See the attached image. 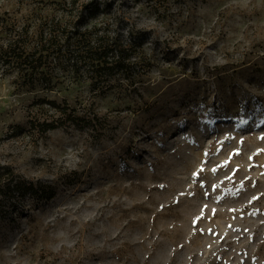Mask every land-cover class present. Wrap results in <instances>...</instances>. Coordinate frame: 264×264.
<instances>
[{
    "label": "rangeland",
    "instance_id": "rangeland-1",
    "mask_svg": "<svg viewBox=\"0 0 264 264\" xmlns=\"http://www.w3.org/2000/svg\"><path fill=\"white\" fill-rule=\"evenodd\" d=\"M30 2L0 16L64 18ZM100 2L82 29L145 35L151 67L79 89L97 129L47 133L36 102L56 95L0 74V164L39 189L0 195V264H264V0Z\"/></svg>",
    "mask_w": 264,
    "mask_h": 264
},
{
    "label": "trees",
    "instance_id": "trees-1",
    "mask_svg": "<svg viewBox=\"0 0 264 264\" xmlns=\"http://www.w3.org/2000/svg\"><path fill=\"white\" fill-rule=\"evenodd\" d=\"M28 6V16L44 17V8L53 7L64 18H37L26 25L0 16L1 76H16L23 91L56 95V99L36 102L42 114L32 121V128L38 127L42 133L67 127L97 129L100 122L95 104L85 105L77 92L87 85L93 96L100 97L113 90L123 91L124 85L135 89L143 83L151 67L142 51L145 35L132 30L129 40H123L118 32L109 34L107 25L93 31L82 29L98 17L103 7L100 0H31ZM74 16L78 20H72ZM119 25L114 23L117 28ZM31 191L39 189L17 176L10 166L0 164L2 197L24 196Z\"/></svg>",
    "mask_w": 264,
    "mask_h": 264
}]
</instances>
